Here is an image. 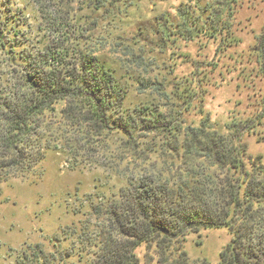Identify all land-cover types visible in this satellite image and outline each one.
<instances>
[{"label":"trees","instance_id":"16d2710c","mask_svg":"<svg viewBox=\"0 0 264 264\" xmlns=\"http://www.w3.org/2000/svg\"><path fill=\"white\" fill-rule=\"evenodd\" d=\"M139 2L82 3L86 11L115 17ZM199 2H180L175 18H159L164 41L188 43L203 31L211 40L227 38L224 18H208L207 25L194 16ZM205 7L213 13L210 2ZM49 24L56 25L55 44L24 56L25 71L14 77L8 99L0 96V185L39 176L47 152L61 153L71 171L101 168L121 177L125 187L117 196L90 202L100 221L98 233L86 239L90 264H136L135 250L157 234L175 241L209 228H225L232 236L218 264H264V162L258 156L245 168L241 124L230 122L221 133L210 114L199 111L198 125L184 126L182 114L200 94L193 74L175 76L172 95L180 106L168 112L165 84L131 75L142 100L127 106L130 86L116 77V63L100 55L108 41L92 40L97 19ZM132 52L128 48L133 65L143 63ZM89 228V222L82 226L86 238ZM52 240L60 243L57 236ZM39 254L23 253L22 260L39 261ZM186 261L180 252L167 264Z\"/></svg>","mask_w":264,"mask_h":264},{"label":"rangeland","instance_id":"374dc122","mask_svg":"<svg viewBox=\"0 0 264 264\" xmlns=\"http://www.w3.org/2000/svg\"><path fill=\"white\" fill-rule=\"evenodd\" d=\"M186 1L140 0L124 15L113 17L109 11H86L83 0H0L1 98L8 99L14 77L25 71L23 57L55 44L52 29L56 25L49 24L52 20L96 18L92 40L108 41L100 55L116 63V77L125 87L130 86L127 106L142 100L131 75L164 83L170 94L164 105L168 112L180 106L172 95L175 76L193 74L200 94L191 110L182 114L184 126H197L199 111L209 113L214 128L221 133L230 122H239L244 129L245 168L249 169L258 156L264 162V0H200L194 16L203 24L208 18H224L227 38L211 40L203 31L188 43L164 41L158 30L159 18H175L178 4ZM208 2L214 14L206 7L202 11ZM128 48L142 57L143 63L133 65V58L127 57ZM41 169L42 173L36 174L39 176L29 180L11 179L0 185V264H90L86 239L92 240L98 233L100 222L91 213L90 202L117 196L125 181L101 168L71 171L57 152L45 154ZM86 222L90 226L87 238L86 231H81ZM53 236L60 243L53 241ZM231 239L225 228L202 229L175 241L157 234L135 250L136 264H167L180 252L186 254L185 264H218L219 254ZM35 246L39 248L34 250ZM33 251H41L42 259L22 260L23 253ZM65 252L71 257L65 258Z\"/></svg>","mask_w":264,"mask_h":264}]
</instances>
